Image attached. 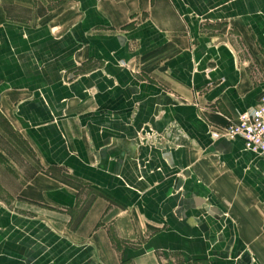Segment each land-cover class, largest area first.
I'll list each match as a JSON object with an SVG mask.
<instances>
[{
    "label": "crops",
    "instance_id": "obj_1",
    "mask_svg": "<svg viewBox=\"0 0 264 264\" xmlns=\"http://www.w3.org/2000/svg\"><path fill=\"white\" fill-rule=\"evenodd\" d=\"M43 1L0 0V114L44 168L0 264H264V159L220 135L264 93V0Z\"/></svg>",
    "mask_w": 264,
    "mask_h": 264
},
{
    "label": "rangeland",
    "instance_id": "obj_2",
    "mask_svg": "<svg viewBox=\"0 0 264 264\" xmlns=\"http://www.w3.org/2000/svg\"><path fill=\"white\" fill-rule=\"evenodd\" d=\"M43 2L35 0V13L46 11V8L39 7ZM2 9L4 10L0 6V12H3ZM7 10L11 13V7ZM43 169L10 120L0 114V203L9 209L16 208L20 189L32 175L42 172Z\"/></svg>",
    "mask_w": 264,
    "mask_h": 264
},
{
    "label": "built area",
    "instance_id": "obj_3",
    "mask_svg": "<svg viewBox=\"0 0 264 264\" xmlns=\"http://www.w3.org/2000/svg\"><path fill=\"white\" fill-rule=\"evenodd\" d=\"M220 135L228 140L241 139L246 150L264 159V93L253 107L239 113Z\"/></svg>",
    "mask_w": 264,
    "mask_h": 264
}]
</instances>
